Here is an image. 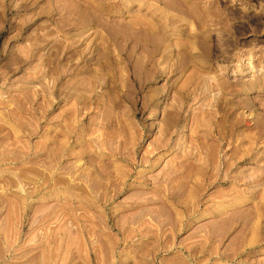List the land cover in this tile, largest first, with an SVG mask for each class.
Returning <instances> with one entry per match:
<instances>
[{
    "label": "rangeland",
    "instance_id": "374dc122",
    "mask_svg": "<svg viewBox=\"0 0 264 264\" xmlns=\"http://www.w3.org/2000/svg\"><path fill=\"white\" fill-rule=\"evenodd\" d=\"M0 264H264V0H0Z\"/></svg>",
    "mask_w": 264,
    "mask_h": 264
},
{
    "label": "bare ground",
    "instance_id": "6f19581e",
    "mask_svg": "<svg viewBox=\"0 0 264 264\" xmlns=\"http://www.w3.org/2000/svg\"><path fill=\"white\" fill-rule=\"evenodd\" d=\"M145 158V157H144Z\"/></svg>",
    "mask_w": 264,
    "mask_h": 264
}]
</instances>
